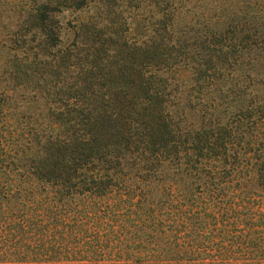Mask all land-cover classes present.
I'll return each mask as SVG.
<instances>
[{
	"label": "trees",
	"instance_id": "trees-1",
	"mask_svg": "<svg viewBox=\"0 0 264 264\" xmlns=\"http://www.w3.org/2000/svg\"><path fill=\"white\" fill-rule=\"evenodd\" d=\"M0 264H264V0H0Z\"/></svg>",
	"mask_w": 264,
	"mask_h": 264
},
{
	"label": "rangeland",
	"instance_id": "rangeland-1",
	"mask_svg": "<svg viewBox=\"0 0 264 264\" xmlns=\"http://www.w3.org/2000/svg\"><path fill=\"white\" fill-rule=\"evenodd\" d=\"M84 13L82 12V14H80V15H83ZM85 14H86V12H85ZM73 15H76V14H71L69 11H64L63 13H62V15H61V17H60V19H61V22L62 23H65V21H67V20H70L72 17H73ZM63 31H64V36H65V38H64V40L67 38V36L70 34V32H69V34H68V30L66 29V27L64 26V28H63ZM63 36V37H64Z\"/></svg>",
	"mask_w": 264,
	"mask_h": 264
}]
</instances>
